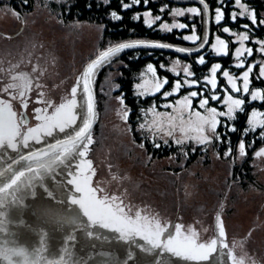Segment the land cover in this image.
Masks as SVG:
<instances>
[{"label":"snow or ice","instance_id":"6c2138e0","mask_svg":"<svg viewBox=\"0 0 264 264\" xmlns=\"http://www.w3.org/2000/svg\"><path fill=\"white\" fill-rule=\"evenodd\" d=\"M141 0H130V3H123L121 0V7L123 10L130 9L134 5H139ZM149 0H144V4L147 5ZM224 0H220L223 4ZM236 5H240L244 12L240 15L247 14V6L241 4V0H234ZM107 4L108 0H104ZM198 3L203 5L205 9L208 5L205 0H198ZM161 12L164 8L160 9ZM185 11L187 13L199 15L200 8L189 7L185 9H174V16H184ZM111 17L119 21L121 16L117 15L115 11H111ZM144 24L148 28H152L156 21L161 20L160 15L152 16L151 12L145 11L143 13ZM224 18V13L220 7L215 9V22L219 24ZM250 20L252 25L257 26L256 13L250 14ZM135 20L141 19L140 14H136ZM231 20L235 22L237 20V13H231ZM259 25H264V19L259 21ZM188 25L185 23L173 22L161 23L159 30L171 33L173 29H185ZM245 31L240 33L231 32L229 27H223L224 33H230L235 36L240 46L235 49V58L238 63L235 65L237 68H243L245 66V59H241L247 54V57L253 55V49L251 47H245L244 42L249 40V32L251 29L248 24L242 25ZM201 38L195 34V26L193 25V34L184 35L183 40L195 42ZM216 42L211 45V48L217 56L228 55V44L220 36L215 37ZM207 43L205 38L198 46V48H186L175 47L174 51L177 53L191 54L193 51H199L204 48ZM255 43L259 44V52H264V40H257ZM153 48V49H173V45L168 43H160L156 41H149L145 39H135L128 42L116 43L108 46L105 50L99 51L95 59H92L83 73L78 77L76 86L71 88L69 97L60 104L53 106L51 102L41 101L45 103L44 108L35 109V119L40 121L34 127L29 125V115L25 112L19 114L12 110V104L8 100H0V150L11 149L17 152V158L13 163L8 164L7 168L0 170V207L3 206V199L6 197L13 203L17 202V199H21L18 194L27 192L28 195L35 196V188L37 182L39 186L44 188V178L46 175L56 173L57 169L63 167L67 179L64 180L65 185H71L72 189L68 191V201L71 205L76 206V210L80 213L81 223L84 224L88 231L89 237L93 236L92 229H107L113 233L118 234V239L131 242L136 248L142 249L144 252L151 253L159 249L157 255L163 253H169L172 257L178 258L185 264H206L210 259H213V254L217 253V245L219 243L220 250L228 248V244L224 242L225 231L219 216H217V238L211 239L209 242H200L196 232L189 231L187 234L184 231V225L181 223L162 224L157 218H149L147 215H141L139 211L132 213L131 207H128V211H125L123 201L117 196L102 197L97 196V188L92 187V161L87 159V153L89 151V145L93 143L92 140V126L96 121L98 113L96 112L95 99L93 94L92 84L95 77L101 71L102 68L111 64L113 60L121 53L128 49L135 48ZM136 58H139L138 56ZM198 64L204 65L206 63L205 58L201 55L198 58ZM164 67L163 64L160 65ZM254 65H249L247 70L243 71L242 75L237 77L230 74L228 70L222 72V76L226 78L228 85H230L231 91L234 93H242L250 96V101H264V91L255 89L250 92V74L253 72ZM221 69L220 63H214L210 69V76H205L204 81L206 84L211 85V89L214 90L217 87V72ZM185 76L191 77L194 74L189 71L188 67L183 69ZM147 72L152 73L153 77L156 76L154 65L149 63L147 65ZM179 74V73H177ZM264 78V65L259 68V74L257 79ZM13 79H17L13 77ZM241 80L242 84L238 85L237 80ZM148 81H145L147 84ZM168 83L167 79L157 78L154 83V91L159 92L164 85ZM195 80H185L184 84L191 86L196 84ZM19 87V97L24 108H27V92L31 88L30 81L26 77L23 78L22 84H9L4 91L8 89ZM119 87V85H117ZM137 89L144 87L142 84H136ZM182 87L181 81L177 80L172 91L165 92L164 96H172L175 92H178ZM226 98L221 102L226 105V111H217L215 107H207L209 99L213 101L220 100L219 94H212L208 98L203 97V93H199L202 97L199 101V107L205 109L206 115H202L200 112L192 111L189 116V123L194 125L189 129L180 128V131L185 136L189 131L195 133V135L189 136V139L195 140L197 144H211L214 137L218 142L220 141V134L217 132V125L220 124L218 117H227L229 121L236 119V113H243L245 100L241 98H234L228 94V89H224ZM146 92H138L139 96L146 95ZM154 94V93H153ZM78 95L80 99L78 100ZM42 96V94H41ZM198 96L197 91H191L189 95L183 97L182 100L176 101L177 105L181 106V111L189 109L192 104L191 98ZM15 98V97H13ZM121 102H123L121 98ZM169 105H165L168 107ZM52 109L51 112L48 109ZM148 111H154V108H150ZM129 111L125 110L124 118L127 120ZM162 115V114H161ZM192 116H195V120H192ZM175 120L169 114V122ZM79 121V125L77 122ZM153 124L156 125V132H164L167 136L173 135V128L164 129L156 120H153ZM183 118L181 117V124H183ZM144 124L140 125L143 129ZM259 131V139L264 141V112H257L253 110L249 119L247 120V127L245 128L243 135H247L249 132L256 133ZM211 133V135H205V131ZM149 131L152 128L149 127ZM227 131L236 132L235 127L227 128ZM60 134H64L62 137ZM48 138H51L52 142H48ZM163 139V136H161ZM34 144H41L40 148H35ZM177 143H183L181 140H177ZM167 144L168 141L164 140ZM254 143V141H253ZM143 147V144L140 145ZM156 148H160L159 143H154ZM251 146V145H249ZM24 149H30L25 153ZM246 145L243 138L238 143L239 155L241 157L246 155ZM194 151V149H193ZM231 146L229 145L225 156L231 154ZM255 156H264V147L255 152ZM14 165H20L19 168ZM7 173V174H6ZM48 197H53V192L44 188ZM119 201V202H117ZM3 214L0 213V216ZM3 230V229H0ZM137 238L143 241V243H137ZM69 240H73L74 237L69 236ZM11 255H5V251L0 249V257L8 259L9 264H36L35 261L29 259L28 250L20 247L10 250ZM18 257L19 259L13 260L12 257ZM228 256L231 259V264H243V260H237L235 255L229 250ZM133 259V254L128 253V260ZM47 264H58L57 261L49 260ZM127 264V261H125ZM156 264H160L157 261Z\"/></svg>","mask_w":264,"mask_h":264},{"label":"rangeland","instance_id":"374dc122","mask_svg":"<svg viewBox=\"0 0 264 264\" xmlns=\"http://www.w3.org/2000/svg\"><path fill=\"white\" fill-rule=\"evenodd\" d=\"M177 18L178 16L173 15L172 22L161 21V23H181ZM45 20V15L38 17L34 14L26 18H19L18 15L0 8V93L29 114L34 113L36 108H41L45 105L41 101L49 102L71 87L73 85V76L77 77V81L85 62L97 51V44L99 43V29L95 26L74 24L67 30V28L59 27L53 19ZM230 33L227 34L231 35ZM215 37L212 44L216 42ZM220 38L228 44V54H233L235 59L233 65L235 66L238 63L235 58V49L240 46L239 42L233 36L236 47L231 50L227 39L221 36ZM244 45L253 49V55L247 57V54H245L244 57H241V59H245V66L238 68L240 70L239 73L235 74L228 70L230 74L237 77L241 76L249 65H254L253 71L257 65H259V68L264 65V60L260 57L255 60L251 59L256 55V51L254 46L249 44V40L245 41ZM211 50L214 52L212 48ZM185 67H188L189 71L192 72L190 64L175 59L171 61L168 70L176 75L179 73V75L185 76L183 71ZM154 68L155 77H153L152 73L147 72V67L144 69L140 80L136 83L142 84L144 87L141 89L135 87L137 95L138 92L147 93L142 97L159 93L167 83L159 92H155L154 83L157 78L169 81L166 76L159 74L155 65ZM78 71L80 75L77 74ZM218 72L216 75L218 83L213 94H219L220 100L223 101L226 98L224 89H228V94L234 98L242 97L246 101V97L249 95L232 92L228 83L226 87L219 86ZM251 75L252 73L250 74V84ZM208 76H210V73ZM13 77L17 79L14 80ZM24 77L31 84L26 96L27 108H24L21 103L19 97L21 89L19 87L4 91L9 84H22ZM186 79L189 81L195 80L193 76H185L184 81ZM145 81H148V83L145 84ZM237 83L240 85L242 81L238 79ZM181 84L184 88L199 86L198 82L191 86L185 85L183 82ZM180 89L174 94L177 95ZM220 89L221 91H218ZM191 91H197L198 96L191 98L192 104L189 109L181 111V106L176 103V101L182 100L184 96L189 95L188 93L177 98L174 103L165 104L169 105L168 107L164 106V108H167L165 110H160L155 106L152 107L154 111H148L150 108L145 110L141 122L145 127L142 130L146 131L152 140H157L158 142L167 140L176 144L193 142L196 145H203L197 144L195 140L188 138L195 135L194 132L189 131L188 135L185 136L180 131L182 127L185 129L194 127V125L189 123V116L193 110L206 115L205 109L199 107V101L202 98L199 95L200 92L194 89L188 90V92ZM31 93L33 94L32 97ZM202 93L204 98H208V96L204 95V92ZM195 99H197V102H195ZM212 102L213 100L209 99V104L206 105V108L215 107L217 111H223L217 105L212 104ZM125 110L127 109L121 99L111 107L109 105L107 111L102 116L99 115L98 133L96 139H93L94 152L115 178L171 213L215 235H218L217 216H219L225 231L223 239L264 258L263 190L250 188L248 191H242L241 188L238 189L237 187L238 191L236 194V192L228 191L230 189L228 187L226 193H231L232 196L228 194L221 197L219 194L222 188L221 182L228 178L227 168L224 163L219 164L216 162L208 168L195 165L189 170H180L175 173L177 175H172V172L168 173V175L162 173L163 166L172 165L174 161L166 159L159 165L156 163L153 165L147 158L140 160L142 159L141 154L132 146L133 141L128 127V118L127 120L124 118ZM254 110L261 112L258 109ZM224 111H226V105ZM169 114L175 117L172 124L169 122ZM181 117L184 121L183 124H181ZM191 118L192 120L196 119L195 116ZM221 118L218 117L220 121ZM153 120H156L164 129L173 128L174 125L173 135L167 136L164 132H156V125L152 123ZM149 127L152 128V131H149ZM205 135H211V133L206 130ZM161 136H163V139H161ZM177 140H181L183 143H177ZM243 157L238 156L239 159ZM254 167L258 179L264 185V156H255ZM199 174L202 177H199ZM172 181L178 183V185H173ZM219 197L221 198L220 202Z\"/></svg>","mask_w":264,"mask_h":264},{"label":"trees","instance_id":"16d2710c","mask_svg":"<svg viewBox=\"0 0 264 264\" xmlns=\"http://www.w3.org/2000/svg\"><path fill=\"white\" fill-rule=\"evenodd\" d=\"M205 1L210 5L212 11L213 39L215 35L227 39L232 50L236 47L233 36L224 33L222 31L223 27L227 26L230 31L240 33L245 31L242 25L248 24L251 29L249 32V44L254 46L256 51V55L251 59L255 60L257 57H260L264 60V52H259V44L255 43L256 40H264V25H259V21L264 19V0H241V4L247 6V14L243 16L240 13L244 12L245 9H242L240 5H236L234 0H224L223 4L220 3V0ZM123 3H130V0H123ZM189 7L200 8V14L195 15L186 12L184 16L177 18L181 23L187 24V28L173 29L171 33L159 30L161 21L172 22V12L174 9L182 8L186 10ZM217 7H220L224 13V18L219 24L215 22V9ZM0 8L18 15L19 18H26L34 14L38 17L45 15L47 21L53 19L59 27L67 28V30L74 24H90L98 28L99 43L97 44V51L85 62L81 73L86 65L96 58L99 51L105 50L108 46L116 43L145 39L176 46L196 48L204 40L206 33L204 8L196 3L177 0H149L147 5L144 4V0H141L139 5H134L127 10L122 9L121 0H108L107 4L104 3V0H0ZM161 8H164L163 12L160 11ZM111 11H115L122 19L119 21L114 20L110 15ZM145 11L151 12L154 17L156 15L161 16V20L154 24L152 28H148L144 24L143 13ZM232 12L237 13V20L235 22L231 20ZM252 12L256 13L257 26L252 25L249 18ZM136 14H140L141 16L139 21L134 19ZM193 25L195 26V34L201 39L195 42L183 40L184 35L193 34ZM211 44L202 54L188 58L166 51L144 49L121 54L111 64L105 66L95 79L98 113L102 116L107 111L109 105L111 107L122 98L124 107L129 111L128 127L131 131L132 146L141 154L142 159L140 160L147 158L153 165L155 163L159 165L163 163L162 161H166V159L174 161L173 166H163L162 173L168 175V173L172 172V175H174L180 170H189L195 165L208 168L216 162L219 164L224 163L227 168L228 178L221 182L222 188L219 191L221 197L228 194L232 196L231 193H226L228 187L230 188L228 191L236 192V194L238 191L237 187L238 189L241 188L242 191L257 188L264 192V185L258 179L254 167L255 152L264 147V141L259 139L260 129H257L256 133L249 132L247 135H243L250 113L254 109L264 112V101L251 102L249 96H247L245 105L243 106V113L237 112L234 121H229L226 116L221 118L220 124L217 127V132L220 134L221 139L218 142L214 138L211 144L196 145L193 142L176 144L172 141L165 144L157 140L156 142L150 138V135L146 131L140 128L145 110L153 106L160 110H165L167 109L164 108L165 104L174 103L177 98L190 93L188 92L189 89L198 90L200 93L204 92L205 96L210 97L214 93V90L211 89L209 84L205 83L204 77L209 75L212 64H221V71L218 72L219 86H227V81L222 76L224 70H230L235 74L240 72L233 65L235 59L232 53L227 56H217L212 52ZM201 55L204 56L206 61L204 65H199L197 62ZM137 56L139 58H136ZM175 59L190 64L192 73L194 74L193 77L199 83V86L192 88L182 87L177 95L173 94L172 96L165 97L164 93L172 91L177 80L184 83V75H176L168 70L171 61ZM149 63L155 65L159 74L166 76L169 81L159 93L142 97L135 93V84L140 80L144 69ZM161 64L164 65L163 68L160 67ZM77 74H79V71ZM258 74L259 65L252 72L250 87L252 90L260 89L264 91V78L257 79ZM76 78L73 76V85L76 82ZM218 91H221V89ZM30 95L31 97L33 96L32 93ZM195 102H197V99H195ZM221 102L222 100L213 101L212 104L217 105L224 111L225 105ZM229 127H235L237 131H227ZM97 133L98 122L93 131L94 140L97 137ZM242 138L246 145V155L242 159H239L238 143ZM154 143H159L161 147L156 148ZM141 144H143V147L140 146ZM229 145L232 151L226 157L225 152ZM199 177H202V175L199 174ZM172 184L178 185L174 181H172Z\"/></svg>","mask_w":264,"mask_h":264},{"label":"water","instance_id":"95a60500","mask_svg":"<svg viewBox=\"0 0 264 264\" xmlns=\"http://www.w3.org/2000/svg\"><path fill=\"white\" fill-rule=\"evenodd\" d=\"M177 1H182V2H190V3H198V0H177ZM205 3L208 5V8L205 9L203 7V5H201L204 8L205 11V15H206V33H205V38H207V43L205 44L204 48L200 49L199 51H193L191 54L188 53H177L176 51H174L175 47H182V46H176L173 45V49H153V48H135V49H128L125 50L123 53L124 54L126 52L129 51H133V50H160V51H166L169 53H173V54H177L180 55L181 57L184 58H188V57H192V56H197L202 54L203 52H205L207 50V48L210 46L212 40H213V32H212V11H211V7L210 5L205 1ZM204 38V39H205ZM162 43V42H160ZM189 48V47H186ZM198 48V47H196ZM120 54V55H121ZM119 55V56H120ZM117 58V57H116ZM95 59V58H94ZM87 67V65H86ZM86 67L84 68V70L86 69ZM103 69V68H102ZM101 69V70H102ZM83 70V71H84ZM82 71V73H83ZM81 73V74H82ZM80 77V76H79ZM97 77V76H96ZM95 77V79H96ZM73 86H76L75 84ZM71 87H69L68 89H66L65 91H63L61 94H59L58 96H56L54 99H52L51 104L53 106H56L58 104H60L61 102H63L65 99L70 98L69 94L71 91ZM92 88H93V94H94V99H95V107H96V112L98 113V102H97V93H96V88H95V80L92 84ZM78 100L80 99L79 95H78ZM0 100H8L11 104H12V110L14 112L17 113V118H19V114L21 112H25L26 114L29 115V125L30 127H34L36 126V124L40 123V121L35 119V112L32 114H29L28 112H26L25 110H23L21 107H19L17 104H15L14 102H12L10 99H8L6 96H4L3 94L0 93ZM44 106H42L41 108H44ZM51 108L48 109L49 112H51ZM98 118H99V113L97 116L96 121L93 123L91 132H92V140H93V131L95 129V126L98 122ZM77 124L79 125V121L77 122ZM61 137L64 134H60ZM48 142H52L51 138H48ZM33 146L35 148H40L43 146V142L41 144H34ZM3 155H5L4 157H6L7 155L12 156L15 155L13 158H8L5 163H1L0 164V170H4L7 168L8 164L13 163V161L17 158V152L11 150V149H7V151L4 150H0ZM25 153L29 152L30 149H24L23 150ZM87 159H90L92 161V168H93V175H92V187L93 188H97V196L98 197H102L104 195H107L109 197L111 196H117L120 198L121 201H123V205L127 206L125 207V211H128V207H131L132 209V213L134 214L136 211H139L141 213V215H147L149 216V218H157L160 220V222L162 224H173V223H181L184 225V231L187 234L189 231H194L196 232L198 239L200 242H209L211 239L213 238H217V235L171 213L170 211L166 210L165 208L161 207L160 205L156 204L155 202L151 201L150 199L146 198L145 196L139 194L138 192L134 191L133 189L129 188L128 186L124 185L123 183L119 182L115 176L111 173V171L106 167V165L102 162V160L98 157V155L94 152V142L92 144L89 145V151L87 153ZM15 167L19 168L20 165H14ZM7 174V173H6ZM50 177H53V174H49ZM54 177H57L58 179H60L61 181L67 179L65 171L63 169V167L57 169L56 173L54 174ZM68 187V189H72L71 185H66ZM60 191H64L67 195H68V190H66L64 188V190H62V188L59 186ZM38 191H41V189H38ZM40 194H43V191L40 192ZM44 197V196H43ZM23 199L25 200V202H27L29 204V208L28 211L23 214V215H17V219L20 223V229L24 231L23 233H20L21 235V241L24 242V244H28L30 245L32 243V239L34 236H36L39 232H37L38 230L41 229H47V228H51V226L54 227H58L61 228V226H69L72 223H76L77 221H81V219H85L80 217V213L75 210L73 213H65L63 212L59 217H53L51 215V212L49 211V209H47L46 207V203H44V201H39V202H34L33 200L30 199V196L28 194L25 193V195L23 196ZM68 199V197H67ZM18 200V199H17ZM119 202V201H117ZM3 206L0 207V210L8 215H11L12 217L15 216L14 214H12L11 211H15L12 208V202L10 199L8 198H4L3 201ZM4 204L6 205V207L4 206ZM48 215L50 218L53 217L54 221L49 224L46 225V223H44L43 221V216ZM40 222L42 224H40ZM55 224V225H54ZM34 226V229L36 232L32 231L31 233L29 231V227ZM3 229V228H0ZM105 231H109L107 229H104ZM117 234V233H116ZM17 236H16V232H14V229L11 230H0V247L4 246L5 248H8L9 250L13 249V248H20L21 246H19V243H17ZM111 241L115 244L114 246L110 248H108V250H106V255L105 258L106 259H110L111 261L113 260H118V248L116 247V243L117 241H119L118 236L112 237ZM224 242L228 244V248L223 249L222 252L220 250V245L218 243L217 248L218 251L217 253H219V255H221L222 258H225V264H231V259L228 256V252L229 250H231V252L233 253V255H235V257L237 258V260H243V264H264V258L253 254L227 240L224 239ZM110 245V244H109ZM108 245V246H109ZM24 248V247H23ZM26 249V248H25ZM153 252L151 253H147L144 252L141 249V253H140V259L143 260V262H149V261H153ZM11 255V254H10ZM48 257H53V251H52V245H51V252L48 253ZM162 257V256H161ZM213 257L216 258V253L213 254ZM163 264H172V256L169 253H163ZM13 260H17L18 257L13 256L12 257ZM48 259V258H47ZM177 260H179L178 258H176ZM110 260H106V261H110ZM180 261V260H179ZM223 262V261H222ZM102 264H111V263H107L104 261H101ZM211 261L206 262V264H210ZM0 264H9L8 259L3 258L0 259ZM185 264V262L183 263Z\"/></svg>","mask_w":264,"mask_h":264},{"label":"flooded vegetation","instance_id":"af4514ba","mask_svg":"<svg viewBox=\"0 0 264 264\" xmlns=\"http://www.w3.org/2000/svg\"><path fill=\"white\" fill-rule=\"evenodd\" d=\"M4 151H7V149ZM4 156L5 155L0 151V164L5 163L8 161V158H13L15 155ZM63 182V180L61 181L57 177L53 178L46 175L43 181L44 188H47L48 191H52L53 197H48L44 188L40 187L39 182H37L35 188L36 195H29L30 199L34 202L44 201L53 217H59L63 212L73 213L76 210V206L71 205L67 199L68 195L59 189L60 186L62 190H64V188L68 191L71 190L68 189ZM38 189H41L44 195L40 194L41 191H38ZM25 193L27 194V192L18 194L22 200L18 199L16 203L11 201L12 208L15 210L11 212L15 216L12 217L0 210V213L3 214L0 216V228L11 231L14 229L17 236V243H19V246L28 250L29 259L35 261L36 264H47L49 260L57 261L58 264H102L101 261L111 264H125V261H127V264H156L157 261H160V264H163L165 258H163V254L157 255L160 251L159 249L152 253L153 261L143 262L139 256L141 249L136 248L131 242L120 239L116 243V247L118 248V260L111 261L110 259H106V255H104L106 254V250H108V248L111 249V247L115 245L111 239L112 237L118 236V234L105 231L104 229H92L93 236L89 237L87 235V227L80 221L72 223L69 226H61V228H59V226H51V228L38 230L37 232L39 233L33 237L32 243L30 245H25L24 242L20 240L22 238L20 233L24 234V231L20 229V223L17 219V215L25 214L29 208V204L23 199ZM4 206L6 207L5 204ZM53 217L50 218L48 215L43 216L44 223H46V225L51 224L54 221ZM40 224L42 223L40 222ZM32 231L36 232L34 226L29 227L28 233ZM69 236L74 237V239L69 240ZM136 242L143 243L139 238H137ZM51 245L53 257H48V253L51 252ZM0 249L5 251L6 256L11 254L10 250L4 246H1ZM129 252L133 254L132 260H128ZM3 258L4 257H0V259ZM224 260L225 258H222L219 253H216V258L210 259V264H225ZM183 263V261L177 260L176 257H172V264Z\"/></svg>","mask_w":264,"mask_h":264}]
</instances>
